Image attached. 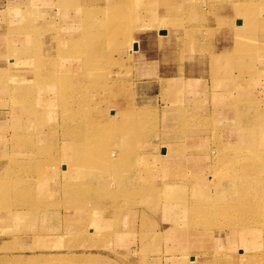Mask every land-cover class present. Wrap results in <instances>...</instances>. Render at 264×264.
<instances>
[{
	"label": "rangeland",
	"instance_id": "rangeland-1",
	"mask_svg": "<svg viewBox=\"0 0 264 264\" xmlns=\"http://www.w3.org/2000/svg\"><path fill=\"white\" fill-rule=\"evenodd\" d=\"M28 1L0 0V65L4 62L3 58L5 57L1 55V52L5 51L7 47L12 48L15 43L22 45L20 40L25 32L29 28L34 29L37 24L35 17L29 15L26 10L31 4V0ZM35 1L32 0V2ZM113 1L110 0L107 3L113 4L115 3ZM200 1H208L204 5L209 7L212 0ZM254 4L256 5L255 13L264 19L262 16L264 0L262 2L254 0ZM200 5L202 6V3ZM212 15L206 13L205 20L202 19L206 22V27L210 29L209 33H211L210 35L207 33V36L197 43L196 48L203 67L200 68V73V69H198L196 73L190 75L189 88L184 87L188 81L186 80L184 84L182 80L184 77L181 76L174 80L166 79L165 83L167 81L169 83L164 85L165 88L159 79L165 66L166 68L172 67L179 59L174 54L169 55L172 61L167 64L166 56L163 53L168 49L171 50V47L177 50V47L180 46V50H182L181 39L178 38L174 41L171 39L170 43H163V45L152 44V48L147 50L146 56L140 55L134 58V60L139 59V61L147 62L144 66L147 65L149 68L150 65L153 70L143 78L140 77L142 83L146 84L142 90L137 89L133 82L138 78L136 73L131 77L127 73L128 79H121V82L125 86L130 85L132 90L124 91L128 94L125 96L124 102L130 105L133 110L142 107L143 110H147L148 116L145 117L140 145L136 143L120 146L115 141L107 143L109 157H112H110L111 161L104 160L102 164L108 166L110 164L111 167L103 170L102 167H94L91 164L92 160H87L89 147L82 142L84 136L77 135L75 129L69 126L65 128L61 123L60 113L65 109V105L61 103L60 99L57 103V109H59L57 110L59 114L57 128L50 135L52 129L45 126L44 134L46 133V135L41 137L42 142L45 140L42 145L49 152L52 144L57 147L58 151L50 152L51 155L50 153L36 155L28 150H23L19 135L11 132V128L19 122L17 118L10 119L11 127L9 128H7L8 122L0 121V264H161L164 255H171L172 260H175L178 254L185 259H188L189 254H196L199 261L196 263L198 264L201 262V264H249L250 262L251 264H264L263 217L259 220L257 216H254L256 219L251 221L241 215V217L232 215L233 218L229 219V217L216 215L214 211L218 208L211 209L209 206L199 210L188 207L189 210L185 209V213L178 214L181 210L180 195H185V198H190L189 196H193V194L203 195V193L215 196L216 189L217 193L221 191L218 186L220 179L227 181L230 178L231 180V183H227L224 185V189L222 188V191L229 188L225 194L232 189H244L249 191L247 197L259 196L257 199L261 200V203L264 202V191L261 190L264 187V174L260 173L252 184L246 182L248 177L245 175L248 170H254L255 173L261 172V160L259 161L252 155V152L256 153L263 146L261 135L264 134V117L262 118L260 115L261 112L264 113V104H261V99H264V90L261 88L263 74H259L261 72L258 71L261 69V63L258 60L261 52L258 49V42L255 41L248 50L251 56L249 62L252 66L245 73L248 75L242 78H239L240 69L233 68L228 57L224 58L221 63L216 62L215 64L214 58H206L211 53L221 52L214 48L217 44L223 45L233 41L231 40L232 36L226 30L221 32V28L228 27L223 22L226 20L225 14L222 15L223 18L219 24L214 22ZM229 16H232L231 13ZM187 18V31L199 36V32L196 33L195 30L199 27V25L197 27L199 23H195L192 18L189 19L190 17ZM175 25L179 27L178 23ZM129 29L130 27L127 25H120L115 32L124 35L129 32ZM178 32L173 35L176 34L177 37ZM146 45L143 39L138 40L133 43L132 51L137 52ZM34 49H37V46H34ZM4 51L2 53H5ZM44 61L46 62L42 64V71L45 75L52 76L50 81L56 82L57 91L60 93L59 73L62 60L52 58ZM160 63L161 65L163 63L162 67H159ZM102 65V75H104L107 73L109 65L106 62ZM37 66L39 65L37 64ZM121 66L125 67L124 64ZM131 66L134 71L138 69L136 63ZM214 68H221L224 71L220 74L221 81L217 88H214L213 84L215 81V78L213 79ZM255 70L256 72H254ZM92 75L93 78L98 76L96 73ZM121 76L124 77L125 74L122 73ZM147 76H150L149 81ZM73 82L74 80H67L63 86L71 87ZM8 86L11 87V90ZM8 91L16 94L10 101L20 102L18 85L14 76L5 79L4 83H0V100L5 99ZM228 91H236L238 94L228 95ZM184 94L194 102L188 107L189 109L183 107ZM233 100H239L234 105V113L231 112ZM143 101L152 104L153 107L147 108ZM241 103L246 105L240 108L238 105L241 106ZM12 106L17 112V104ZM118 106L124 112L125 104L122 103ZM0 107V110L11 111L4 102H0ZM110 108L117 111L113 105H110ZM106 114L109 117V113L106 112ZM262 115L264 116V114ZM3 116L6 118L5 115ZM3 116L0 114L1 118ZM181 118L185 125L180 121ZM230 123L237 126L246 125L241 128L244 141L239 145L232 143L233 145L226 144L225 146L222 142V155H231L233 148L239 147L238 151L241 150L242 155L245 156L239 163V175L231 177L227 172H231L232 167L225 164V166H221L225 158L220 154H215L214 150L217 142L220 145L221 139L224 140L225 137H228L227 128ZM86 127V125L80 124L77 130L82 131ZM190 129L201 131L202 134L195 133L194 137H188L189 135L184 130ZM250 132L257 133L258 139L251 137L250 135L253 134ZM221 133L224 135L222 136ZM9 136H11V140H9ZM121 138L128 140L126 136ZM185 138L189 141L184 144L182 140ZM71 140L76 142H71ZM236 141L233 140V142ZM168 142H179L181 143L180 148H174L173 153L168 155L166 154L168 152L166 145L161 147ZM70 144L76 147L75 152L71 153ZM172 144L176 145V143H168L169 147ZM136 146L141 149L132 157L134 160L127 158L119 160V155L126 157ZM185 147L193 151L186 152ZM23 156L28 158L25 160ZM231 158L227 160L229 163ZM19 160L26 161L30 165L25 166V169L19 168L17 163ZM165 160L175 161L173 170L177 173L183 172L179 174L183 177L184 175L188 176L187 190H183V187H177L175 190L167 188V179L164 178V175L167 170L172 168L165 165ZM120 163L122 165L119 168L118 164L120 165ZM218 168L219 173H217ZM262 169L264 170V168ZM73 171L76 173L73 174ZM89 174L92 176H88ZM177 181H179L178 177ZM157 183H160L161 186H157ZM148 184L153 187L151 186L149 189ZM141 186H146V188L141 189ZM135 188L138 190L135 191ZM124 197L126 198L122 199ZM182 198L184 199V196ZM190 200L187 199L188 202ZM224 200H217L216 203L222 205ZM213 201L214 197L210 203ZM204 205L206 204L202 206ZM130 207L135 208L136 211L130 212ZM233 208L243 209L242 206H233ZM233 208L229 206L228 209ZM194 211L197 212L195 216ZM137 213L144 221L143 225L146 228H140L138 233H128L134 231ZM201 215L205 216L200 217ZM151 217H154L157 222L161 221V218L163 219L161 230H155L152 235L147 231L151 225L148 224V219ZM257 218L260 222L257 221ZM73 219L76 221L73 222ZM243 226L253 228L251 233L235 236L233 235L235 233L229 231V229L242 230ZM125 227L128 229L124 230ZM257 230L258 232H256ZM189 232L206 233H203L200 238L190 235L191 238L187 239L186 236ZM188 240L192 243L200 241L201 244L199 246L194 244L190 248L196 246V249L188 250L186 242ZM164 258L169 259L168 257ZM239 258L244 263H238ZM250 258L252 260L248 262ZM179 259L175 260L176 264H179ZM180 264L186 263L181 261Z\"/></svg>",
	"mask_w": 264,
	"mask_h": 264
},
{
	"label": "bare ground",
	"instance_id": "bare-ground-1",
	"mask_svg": "<svg viewBox=\"0 0 264 264\" xmlns=\"http://www.w3.org/2000/svg\"><path fill=\"white\" fill-rule=\"evenodd\" d=\"M109 1L110 0H36L32 2L31 0V4H29L26 10L29 15L35 17L37 24L34 26V29L32 28L31 30L29 28L25 32V35H23V38L20 40L23 43L22 45L15 43L12 48L7 47L5 51L3 50L5 53H2L3 51L1 52L5 57L3 58L4 62L0 65V83H4L5 79L14 76L18 85V95L20 97V102L10 101L16 94L12 91L11 93L8 91V95H6L5 99L0 100V102L7 104L11 111H4L1 109L0 114L1 116L9 114L11 115L10 119L15 117L19 120V122L11 128V132L19 135V141L22 144L23 150H28L36 155L49 154L52 151L56 153L58 151L57 147H54L52 144L49 152L47 148L42 145L45 140L42 142L41 137L46 135V133L44 134V132H46V129H44L45 126L52 129L50 130V135L54 133L53 131L57 128L56 124L59 118L57 103L60 99L61 103L65 105V109L60 113L61 123H63L65 128L69 126L75 129L74 131L77 135L84 136L82 142L89 147L87 151V160H92L91 164L94 167H102L103 170L107 167H111L112 165L110 164L109 166L102 164L104 160L111 161L110 157H112H109L107 143L115 141V138H119L117 135L123 134L122 137L126 136V138H128V140L124 139L125 146L127 144L134 145L136 143L140 145L142 143L141 135H143L142 132L146 121L145 117L148 116L147 110H143L142 107L133 110L130 105L124 102V99H126L125 96H128L127 92L124 91L127 89L128 91L132 90L131 86H125L121 82V79H128L127 73H129L128 76L130 77L134 76V69H132L133 66H131V64L134 65L136 63L138 69H135L136 71L134 72L138 75V78L133 82L137 89L140 88V90H142L146 84L142 83L140 77L143 78V76L150 74L153 69H151L150 65L149 69L147 65L144 68L143 66L140 67L139 65H143L145 61H139V59L134 60V58L140 55L146 56V52L148 49L152 48V44L163 45V43H170L171 39L174 41L179 38L182 40V50H180V46L177 47V50L171 47L172 51L168 49L169 52L163 53L164 56H166L167 64L172 61L169 55L174 54L176 58L178 57L179 59L173 64L174 66H169L168 68L165 66V70L161 72L159 79L161 80L160 83L166 86L169 83L168 81L165 83L166 79L169 80L168 78H171L174 80L181 76L184 77L182 79L184 84L186 80L188 81L184 87H188V85L191 84L189 81L190 75L196 73L198 69L203 67V65L201 66L202 63L200 61L202 60H199L201 57L199 58L198 56L196 46L200 39L205 38L207 33L209 35L211 33H209L210 29L206 27V22L204 21V18L207 17L206 13L213 14L211 17H214L213 20L216 24L221 23L223 18L222 15L225 14L226 20L223 22H225L224 24L228 25V27L221 28V32L226 30L227 33L232 36L231 40H233L232 43L223 45L217 44L214 48L221 50V52L211 53L207 55L206 58H214L215 64L216 62L221 63L224 58L228 57L233 68L237 67L240 69L239 78H242L248 75V73H245L250 70L252 66H250L249 61L251 56L248 50L250 46L257 41L259 52H261L259 56L257 55L261 63V69L258 71L261 72L259 74H263L261 88L264 90V19H261V16L255 13L256 5L254 4V0H212L209 5L210 8L204 5L208 1L200 0H114L113 2L115 3L108 4L107 2ZM154 1L155 3L153 4ZM201 3L202 6L200 5ZM262 9L264 10V6ZM229 13H231L232 16H229ZM25 14V16H27V13ZM214 14L219 15L214 16ZM187 17H190L189 19L192 18L195 23H199L197 24V27L198 25L199 27L195 29L196 33L199 32V36H196V34L194 35L193 32L189 33L187 31ZM248 18L249 20L247 21ZM176 23H178L179 27H176ZM120 25L129 26V32L127 31L128 33L124 35L119 33L116 34V28ZM175 32H178L177 37L176 34L173 35ZM142 39L147 45L142 46L143 48L139 51L133 52V43ZM8 44L10 45L9 42ZM34 46H37V49H34ZM238 48L241 49L239 50ZM52 58H57L60 61L62 60L59 73L60 93L57 91L56 82L50 81L52 76L45 75L42 71V64L46 62L44 60H51ZM105 62L109 65V69L106 71V74L104 73V75H102V64ZM37 64L40 67L37 66ZM121 64H124L125 67H122ZM95 65L97 67L99 66L98 69H96L97 67ZM162 66L163 63L159 67ZM85 68H88V70H85ZM31 72L32 74H30ZM200 72L201 69L199 73ZM222 72L224 71L221 70V68H214V88L219 86L221 81L220 74ZM254 72H256V70ZM94 73L98 74L95 78H93L92 75ZM122 73L125 74L124 77L121 76ZM149 77L150 76H147L148 81ZM45 78L48 80L46 81ZM67 80H74L71 87L63 86V84L67 83ZM232 80H234V78H232ZM201 89L205 90L203 88ZM9 90H11V87H9ZM203 93L205 94V92ZM227 94L235 96L238 93L236 91H228ZM237 102H239V100L232 101V113L235 112L234 105ZM122 103L125 104L124 112L122 108L118 106ZM183 103L184 105L187 104L185 106L183 105L184 108L187 107L185 109H189L188 107L194 104L193 100L186 97L185 94ZM262 103L264 104V99H261V104ZM13 104H17V112L14 111ZM110 105H113L117 111L114 108H110ZM245 105V103H241V106L238 105V107L241 108ZM106 112L109 113V117ZM262 114L264 113H260L263 118L264 116ZM0 119L2 123L5 121L8 122L7 128L11 127V123L9 124L7 117L5 118L3 116L2 118L0 117ZM180 121L184 122L182 118ZM80 124L86 125L87 127L82 131L77 130ZM244 126L246 125L241 126L240 124V126H237L230 123L227 128L228 137H225L224 140H222V138L220 145L219 142H217L216 146L214 145L215 154H220L225 158L221 166L227 165L228 167H232L233 170L227 172L230 177L239 175V163L245 156L242 155L241 150L238 151L239 147H234L231 152L233 154L231 155H222L221 150L223 143L225 146L226 144L233 145L232 143H238L237 145H239L240 142L244 141V134H241V128H244ZM195 129L184 130V132L189 135L188 137L193 136L195 133L202 134L201 131L198 132ZM220 130V132H222V129ZM251 134H253L250 135L251 137L254 139L256 137L258 139V136H256L257 133L252 132ZM221 135L223 136L224 134L221 133ZM9 140H11V136H9ZM233 140H237L238 142H233ZM186 141L189 140H187V138L182 140L184 144ZM71 142L76 141L71 140ZM262 143L263 146L260 147L259 151L256 153L252 152L253 157L259 159V161L261 160V172L255 173L254 170H248L245 175L248 177L246 182L248 181L249 184H252L260 173H262V175L264 174V170L262 169L264 168V134L261 135V144ZM70 147L71 153L76 151L75 146H71L70 144ZM140 149L141 147L136 146L129 155L126 157H123L124 155H119L118 158L120 161L124 158L131 160L134 154ZM184 150L186 152L193 151L187 147H185ZM230 157L232 158L229 163L227 160ZM23 158L26 160L28 157L23 156ZM17 163L19 168L23 169H25V166L30 165L28 162L22 160H19ZM166 164L169 168H172L171 170H167L164 175V178L167 179V188H173L172 190H175L177 187H183V190H187L186 184L189 181L188 176L184 175L183 177L179 175L183 172L177 173L173 170L175 161L165 160V165ZM121 165L122 163H120V165L118 164V167L120 168ZM219 168L217 173H219ZM115 172L117 171L115 170ZM75 173L76 171H73V174ZM88 176H92V174ZM177 177L179 181H177ZM227 183H231L230 178L227 181L220 179L218 186L221 191L217 193L216 189L215 196L210 193L190 195L189 197L192 202L190 198H185V195H180L179 201L182 199L180 201L181 210L178 214L185 213V209L187 210L188 207L199 210L209 206L211 209L218 208L214 211L216 215L229 217V219L232 215H241L244 216L245 219H251L252 221L256 219L254 216H257L259 220L263 217L262 222H264V202L261 203V200L257 199L259 196L253 198L247 197V192L249 191L244 189H232L229 193L225 194L229 188H225L224 191H222V188ZM156 185L161 186L160 183ZM148 186L149 189H151V186L153 187V185L150 184H148ZM145 188L146 186H141V189ZM136 190H138V188H135V191ZM261 190L264 191V187H262ZM182 196H184V199ZM213 197L214 201L210 203ZM125 198L126 197L122 199ZM187 199L190 200V202H188ZM216 199L225 200L222 201V205H220L216 203ZM208 201L209 204H207ZM203 204L206 205L202 206ZM229 206L232 208L233 206H242L243 209L233 208L229 210ZM196 214L197 212L194 211V216ZM203 216L205 215H201L200 217ZM241 229L242 230L229 229V231L235 233L233 235L238 236L243 233L250 234L253 228L243 226ZM256 232H258V230ZM185 255L187 256V253ZM251 260L252 258H250L248 262ZM191 262V264H198L196 262L199 261L193 258ZM237 262L244 263L240 258ZM249 264H251V262Z\"/></svg>",
	"mask_w": 264,
	"mask_h": 264
},
{
	"label": "crops",
	"instance_id": "crops-1",
	"mask_svg": "<svg viewBox=\"0 0 264 264\" xmlns=\"http://www.w3.org/2000/svg\"><path fill=\"white\" fill-rule=\"evenodd\" d=\"M9 8V7H8ZM18 12H19V9H18ZM262 16H264V14H262ZM2 55V54H1ZM144 64H145V62H143V65H139L140 67H142L143 66V68L145 67L144 66ZM149 69V68H148ZM135 74V72L133 71V75ZM146 101V100H145ZM145 101H143V102H145ZM144 104H146V107L148 108L149 106L150 107H153V105L152 104H149V103H144ZM170 105V104H169ZM158 107V106H157ZM5 111H8V110H6L5 109ZM6 117H7V120L8 121H10V118H11V115H9V114H6L5 115ZM123 136V134H119V135H117V137H119L117 140L115 139V142L118 144V145H122V144H124V139H122L121 137ZM62 143V142H61ZM168 143H176V145L175 144H172V146H170L169 147V145H168ZM168 143H165V144H163V145H161V147L162 146H164V145H166V148H168L167 149V153L166 154H168V155H170V153H173V149L174 148H177V147H179L180 148V145H181V143H179V142H168ZM45 194H48L47 192H44ZM130 212H133V211H136V209L135 208H132V207H130ZM74 221H76V220H74L73 219V222ZM136 222H135V228H134V231H132V232H128V233H138V231L140 230V228H146V226L145 225H143V220H142V218H140L139 217V214L137 213V215H136V220H135ZM148 224H151L150 226H149V228H147V231H148V233H151L150 235H152V233L155 231V230H161V225L163 224V219L161 218V221L159 220L158 222H160V223H158L157 221H156V219H154V217H151L150 219H148ZM129 223V222H128ZM155 224H156V226H155ZM144 226V227H143ZM128 227V226H127ZM128 228H126L125 227V229L124 230H127ZM203 233H206V232H203ZM203 233H195V232H189V233H187L188 235L186 236V238L187 239H190L191 237H190V235H194V237H199L200 238V236L203 234ZM127 234V233H126ZM149 235V236H150ZM187 243H188V250H192V249H196V246L195 247H192V249L190 248L191 246H193L194 244L195 245H197V246H199L201 243H199L200 241H195V242H191L190 240H188V241H186ZM197 243H199V244H197ZM114 244H115V241H114ZM115 249V248H114ZM105 255V254H104ZM180 254H178V256L176 257V259L178 260L179 258V264H180V262L181 261H183V263H186V264H191L192 262V259L193 258H195V259H197V255L196 254H189V256H188V259H185V257H182V256H179ZM105 256H108L109 258H111L109 255H105ZM164 257H168L169 259L168 260H166ZM190 257V258H189ZM162 259H163V261H162V263L161 264H176V259L175 260H172V257H171V255H164L163 257H162ZM200 262H201V260H200ZM202 263V262H201ZM201 263H199V264H201ZM205 264H207V263H205Z\"/></svg>",
	"mask_w": 264,
	"mask_h": 264
}]
</instances>
